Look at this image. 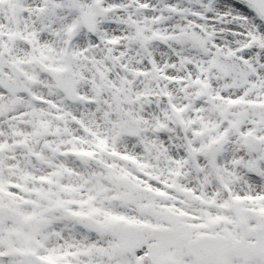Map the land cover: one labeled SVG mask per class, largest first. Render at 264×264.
Masks as SVG:
<instances>
[{
  "label": "snow or ice",
  "instance_id": "6c2138e0",
  "mask_svg": "<svg viewBox=\"0 0 264 264\" xmlns=\"http://www.w3.org/2000/svg\"><path fill=\"white\" fill-rule=\"evenodd\" d=\"M0 264H264V0H0Z\"/></svg>",
  "mask_w": 264,
  "mask_h": 264
}]
</instances>
